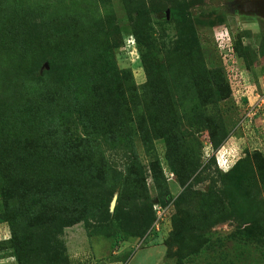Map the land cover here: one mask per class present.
Returning a JSON list of instances; mask_svg holds the SVG:
<instances>
[{
    "label": "rangeland",
    "instance_id": "rangeland-1",
    "mask_svg": "<svg viewBox=\"0 0 264 264\" xmlns=\"http://www.w3.org/2000/svg\"><path fill=\"white\" fill-rule=\"evenodd\" d=\"M235 1L0 0V99L8 109L0 110V146L8 135L17 147L48 139L27 129L43 131L51 120L82 157L65 183L71 200L77 198L63 219L72 221L37 225L32 198L23 192L11 198L19 189L6 191L0 180V264H21L19 256L26 264H264V20L237 14ZM178 5L189 13L180 25L166 13ZM200 56L206 73L199 80H219L230 91L213 106L228 128L218 148L209 141L206 107L193 83L183 88L192 80L189 70L184 78L185 66ZM72 73L94 99L104 96L98 81L107 74L114 80L111 97L123 96L131 115L124 103L112 105L106 114L112 119L99 123V108H84L70 95L65 79ZM149 86L182 96L177 113L141 116L148 106L154 113ZM132 100L143 101L140 114ZM8 111L13 115L6 118ZM102 130L109 140L88 146L86 138ZM50 148L64 159L70 154L52 142ZM217 154L230 164L258 159L241 180L219 171ZM14 161L13 152L1 151L0 167L14 168ZM43 178L42 199L52 182Z\"/></svg>",
    "mask_w": 264,
    "mask_h": 264
},
{
    "label": "trees",
    "instance_id": "trees-1",
    "mask_svg": "<svg viewBox=\"0 0 264 264\" xmlns=\"http://www.w3.org/2000/svg\"><path fill=\"white\" fill-rule=\"evenodd\" d=\"M180 7L182 6L178 5L175 8H170L169 10L170 20L174 21L177 25L184 23L185 18L189 16V13L185 9V7ZM229 54H231V52H229ZM202 59L203 58L200 56L197 60H194L191 66H185L186 68L184 71V78H189L186 71L189 70L192 80H189L188 82L185 81L183 88L188 89L191 83H193V88L196 90L197 97L200 100L199 103L203 106V108L206 107V109H204L202 113L206 116L204 126L207 129L208 138L210 139L209 141L215 146L214 148H218L220 143L227 137L228 128L225 126L222 119L217 114V112H223L221 110H215L213 106L215 103L219 104L220 102L228 99L230 91L222 88L221 81L219 80H199L202 76L201 74L206 73V68L204 66L205 62ZM249 63L244 62V64L247 66L249 65ZM164 70L165 66H157L158 74L164 73ZM234 73L237 75V71L234 70H232L230 74H232L233 76ZM86 76L88 81L91 78L90 74L88 73L86 74ZM65 81L68 86L70 95L77 98L76 103L78 105L84 108H99V113L97 116V118H99V123L100 120H102L103 124L105 121L112 119L106 115L107 111L111 108L112 105H115V107H117L124 103L125 112L128 111V113L130 114V109L128 108L127 101L123 96L122 100L113 99L111 97L113 93L109 92V90L111 89L109 86L113 84L114 80H112L107 74L103 77V80L100 79V81H98L100 87L99 94H103L104 96L97 99H94L90 95L93 91L92 88L83 80L77 78L74 73L68 75ZM160 86H162V83L160 84ZM180 86H183V84H181ZM177 88H179V86ZM147 91H151L153 93L152 95L153 100L155 101V106H153L152 109L154 110L155 114L150 113L151 107L148 106L149 108L146 107V110L142 112L141 116L143 114L145 115V113L147 112V114H150V116L157 115L159 118H164L169 113L171 115L177 113V111L175 112V106H179L180 102H178V99L182 97L180 95L178 96L177 92H173L172 90H170V88L167 89V87L157 86H149L147 88ZM83 94L85 95V99L82 102L79 98ZM10 100L13 99H9L8 101ZM142 102L143 101L141 100L139 102L135 100H132L130 102V104H133V108L138 111V114H140V104H142ZM2 109L8 110L6 103L0 99V110ZM8 113L9 114L5 115L6 118L9 117L12 111H8ZM24 117L27 116L22 114L19 115V118ZM46 122L48 125L44 127L43 131H37L34 128H29L27 130L28 134L32 136L35 135V138L46 136L49 137L48 139L42 138L39 140H34L32 145L26 144L24 146L21 145L22 147H17V140L13 136L9 137L8 135V140L5 141L4 145L0 146V154L3 149L4 151L8 150L9 154H11L12 152L15 154V161L13 162V164L15 165L14 168L6 170V167H0V178H2L0 179L2 183L1 187H3L6 191L7 189L9 191H11V189H19L17 193L12 192V194H10L11 198H15L17 196L19 198V196L22 195V192L25 193V195H28V197L30 196L32 198V203L30 204V213L31 216L34 217L33 220L37 225H45L47 223H62L63 219H68L72 216L71 210L74 209V207L76 209L75 201L77 198L72 197L73 200H71V193H66V190H69V188L65 187V183L69 178L70 170L73 168H79L78 166L80 165L82 160V157L80 158V156L77 154L76 150L78 148H76V143L72 140V138L68 137V133L66 134L60 124L52 122L51 120H46ZM53 134H56L57 136H53ZM109 134L110 133H107L105 131L103 132L102 130L101 135L95 138H86V140H89L88 146L95 145L96 142H101V138H104L105 142H107L109 140ZM58 139H62L61 142H59ZM51 142L56 144L58 147L65 146L64 150L70 152L68 157L66 159L61 158L57 153L55 155H51ZM78 145H80V143L77 144V146ZM184 150L189 151V146L184 147ZM178 152L179 154L177 153V155H180L181 158V152ZM218 155L219 154L215 155V157L213 158V163H215V166L219 169V171L226 174L230 172H236L241 180L249 179L250 173L253 171V167L256 165L258 159L257 156L255 158L245 156L244 158H239L235 163L230 164L229 162H225L223 159L218 160ZM182 160L183 162L188 163L191 166V169L195 166L196 161L194 160H191L189 162L185 161L184 159ZM259 161L262 162L261 159ZM170 165L171 166L169 167L175 173L177 179L182 180V183L186 182L187 178H181V170L174 160L170 159ZM184 167L185 164H182V168ZM10 173H12L11 175L13 176V178H10V176L8 177ZM261 174H263L262 171ZM44 176L52 178V182L48 185L49 194H44L42 199L40 188L43 189V187L46 185V181L43 178ZM6 191H4L5 194H3V196L4 199L7 200L9 196L6 195ZM59 191H61V194H58ZM105 215H109L108 208L105 209ZM68 221L72 220H65L63 222ZM173 222L174 225L179 226L177 219L174 218ZM6 244L13 246L12 238H10L6 242ZM17 258L21 262V264H26V259L24 257L19 256Z\"/></svg>",
    "mask_w": 264,
    "mask_h": 264
},
{
    "label": "water",
    "instance_id": "water-1",
    "mask_svg": "<svg viewBox=\"0 0 264 264\" xmlns=\"http://www.w3.org/2000/svg\"><path fill=\"white\" fill-rule=\"evenodd\" d=\"M238 14L254 15L264 20V0H236L233 3ZM167 17H168V11ZM116 202V198L113 199L111 207L113 208Z\"/></svg>",
    "mask_w": 264,
    "mask_h": 264
},
{
    "label": "built area",
    "instance_id": "built-area-1",
    "mask_svg": "<svg viewBox=\"0 0 264 264\" xmlns=\"http://www.w3.org/2000/svg\"><path fill=\"white\" fill-rule=\"evenodd\" d=\"M157 210L160 211V208H158ZM157 214H158V212H157Z\"/></svg>",
    "mask_w": 264,
    "mask_h": 264
},
{
    "label": "flooded vegetation",
    "instance_id": "flooded-vegetation-1",
    "mask_svg": "<svg viewBox=\"0 0 264 264\" xmlns=\"http://www.w3.org/2000/svg\"><path fill=\"white\" fill-rule=\"evenodd\" d=\"M238 14V13H237Z\"/></svg>",
    "mask_w": 264,
    "mask_h": 264
}]
</instances>
